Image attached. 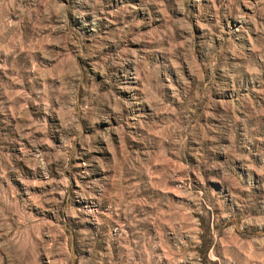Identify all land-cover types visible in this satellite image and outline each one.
Returning <instances> with one entry per match:
<instances>
[{
    "label": "rangeland",
    "instance_id": "obj_1",
    "mask_svg": "<svg viewBox=\"0 0 264 264\" xmlns=\"http://www.w3.org/2000/svg\"><path fill=\"white\" fill-rule=\"evenodd\" d=\"M0 264H264V0H0Z\"/></svg>",
    "mask_w": 264,
    "mask_h": 264
}]
</instances>
